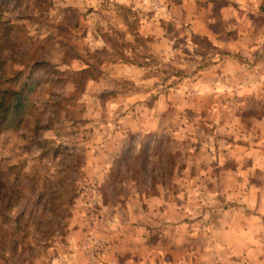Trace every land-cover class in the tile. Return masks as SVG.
<instances>
[{"label":"crops","instance_id":"1","mask_svg":"<svg viewBox=\"0 0 264 264\" xmlns=\"http://www.w3.org/2000/svg\"><path fill=\"white\" fill-rule=\"evenodd\" d=\"M245 1L85 0L94 49L106 48L100 34L115 22L134 34L114 7L124 3L138 12L136 35L155 58L121 57L91 82L125 99L129 137L145 134L151 144L169 135L182 152L174 175L181 186L135 193L138 208L105 241L109 264H264V0ZM108 141L112 160L130 145ZM84 228L74 234L85 246Z\"/></svg>","mask_w":264,"mask_h":264},{"label":"rangeland","instance_id":"2","mask_svg":"<svg viewBox=\"0 0 264 264\" xmlns=\"http://www.w3.org/2000/svg\"><path fill=\"white\" fill-rule=\"evenodd\" d=\"M71 1L11 0L4 10V17L16 29L12 37L15 51L12 48L14 52L10 53L2 48L3 63L22 70L25 73L23 78L33 73V87L26 96L28 114L25 125L19 130H0V188L13 185L18 191L15 196L21 198L20 205L3 220L1 218L0 224L7 220L8 223L4 224L8 228L17 224L24 227V234H18L23 247L19 253L26 259L22 264H95L87 245L89 240L93 237L101 242L113 237L117 239L118 223L138 208L133 201L135 193L150 196L156 187L162 186L160 179L152 180L155 172L151 171L144 173L148 180L146 187L135 184L129 177L122 179L119 175L116 179L117 174L115 179L112 177L117 173L122 154L111 159L116 148L108 145V139L136 143L137 151L143 146L137 143L138 140L145 145L150 141L144 138L145 134L129 137L124 131L127 122L124 111L128 112L122 104L125 99L114 98L115 91L102 92L91 82L102 76L109 62L121 57L129 56L135 62L154 64V56L145 49L146 40L136 35L138 12L126 8L124 3L115 4L122 18L129 17L130 30L134 34L127 35L121 29L123 24L115 22L113 31L100 34L99 43L106 48L94 49L96 39L88 31V18L84 14L89 10L88 2L80 0L85 2H80V7L84 8L65 6ZM218 1L222 3V0ZM110 7H113L112 3ZM148 57L153 60L147 61ZM81 71H87L93 77L86 81L85 73L79 83L77 74ZM120 86L124 88L125 84L120 83ZM115 105H120V109H115ZM36 126L41 127L40 138L47 139L45 142H41L33 131ZM44 127L47 128L42 130ZM164 137L162 145L169 144L173 157L180 160L182 152L175 139L169 135ZM39 143L44 144L40 146ZM151 144L156 146L157 143ZM160 150L159 145L158 152ZM155 155L156 152H152L148 167L157 171L159 159ZM179 160L172 168L168 166L164 186L172 191L181 186L174 183V175L181 163ZM122 164L123 161L120 166ZM101 173H107V177L98 178ZM52 193H57V203L62 204L59 216L47 212L44 207L49 205L47 201ZM39 197H43L44 205L37 204ZM55 216L57 220H54ZM54 221L56 226L45 240L41 231ZM78 226L91 232L85 246L82 235L74 234V228ZM151 238L153 243L163 242L158 236ZM132 243L127 241L126 245L132 247ZM0 264L15 263L11 260Z\"/></svg>","mask_w":264,"mask_h":264},{"label":"trees","instance_id":"3","mask_svg":"<svg viewBox=\"0 0 264 264\" xmlns=\"http://www.w3.org/2000/svg\"><path fill=\"white\" fill-rule=\"evenodd\" d=\"M9 2H11V0H0V53L2 48H6L5 50H8L10 53L15 51L12 37L16 27L11 23V21L4 17V10ZM12 48L14 51H11ZM12 67L13 66H6V62L4 61L3 63L2 56L0 55V130L2 131L19 130L25 125V118L28 114L26 96L27 92L33 87V73L30 74V76L23 78L25 73H23L22 70L18 71ZM85 73L87 74V71H81L77 74L80 77L78 79L79 83L83 80V74ZM92 77L93 76L91 74H87L85 80L87 81ZM46 128L47 127H44L42 130H45ZM40 129L41 127L36 126L33 131L41 142H45L47 139L40 138ZM164 138L165 137L155 140L154 142L158 144H156V146H153L152 144L145 145L142 141L138 140V142H136L143 145L142 149L138 151L137 147H135L136 143L131 142L127 151L121 155L117 164L119 167L116 168L117 173H114L112 177L115 179L114 175L116 174V179H119L120 176L122 179L129 177L135 184L146 187L148 180L146 179L144 173H146V171H151V173L155 172L152 180L160 179L161 184L165 185L169 174V172H167L169 171L168 166L171 165L172 168L174 163L177 162L179 158L173 157V149L170 148L169 144L162 145L163 141H165ZM43 144L44 143H39L40 146H43ZM159 145L161 146L160 152H158ZM59 150H61V147H59ZM59 150H57V153L60 152ZM152 152H156L157 155L155 156H158L159 159L156 163L157 171L150 170L148 167L151 163L150 157ZM121 161H123L122 166H120ZM122 179H120V181ZM14 188L15 186L13 185L6 186L4 189L0 188V219L2 218V220L4 217L8 216L10 211L12 212V210L20 205L21 198H17L15 196L18 191H15ZM15 197L16 200L14 199ZM58 200L59 197L57 196V193H52L51 199L47 201L49 205L44 206L46 207L47 212L56 213L59 216L62 204L57 203ZM37 204L39 206L45 204L43 197L38 198ZM56 217L57 216L54 217V220H57ZM4 223L7 224L8 221L6 220V222L0 224V263L13 260L15 264H22V261L26 259L24 257L22 258L19 253L23 247L21 246L22 239L18 234H24L25 229L23 226H19L18 224L13 228L9 225V229ZM55 226L56 223L54 221L49 224L46 229H42L41 232L45 235V240L49 238L52 233V228ZM45 240L44 242H47Z\"/></svg>","mask_w":264,"mask_h":264},{"label":"built area","instance_id":"4","mask_svg":"<svg viewBox=\"0 0 264 264\" xmlns=\"http://www.w3.org/2000/svg\"><path fill=\"white\" fill-rule=\"evenodd\" d=\"M90 246V255L92 263L107 264L109 257V248L105 242L98 241L94 237L87 244Z\"/></svg>","mask_w":264,"mask_h":264}]
</instances>
